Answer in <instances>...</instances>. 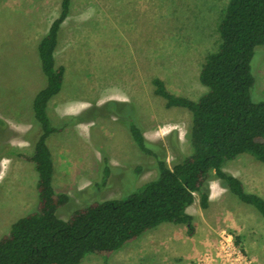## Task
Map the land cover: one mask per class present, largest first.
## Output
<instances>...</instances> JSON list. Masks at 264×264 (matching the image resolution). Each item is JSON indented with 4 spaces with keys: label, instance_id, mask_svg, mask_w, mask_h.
I'll return each mask as SVG.
<instances>
[{
    "label": "rangeland",
    "instance_id": "1",
    "mask_svg": "<svg viewBox=\"0 0 264 264\" xmlns=\"http://www.w3.org/2000/svg\"><path fill=\"white\" fill-rule=\"evenodd\" d=\"M227 2L71 0L55 54L57 63L66 68L64 85L47 108L52 125L63 128L48 139L55 189L71 196L57 211L61 218L87 201L122 197L155 177V159L138 148L128 128L130 121L149 142L164 148L162 156L170 166L191 152L190 111L167 107L154 94L152 79L161 78L169 91L193 100L205 92L199 71L207 53L217 47V24ZM60 10L61 0H0V237L37 202V171L17 153L33 151L39 125L32 97L45 83L37 46ZM252 71V100L260 101L264 45L256 48ZM254 162L253 156L242 154L225 162L223 169L242 172L248 188L264 193V180L258 177L255 183L251 177L253 171L262 172ZM105 163L110 166L106 176ZM136 166H142L138 174ZM210 183L212 206L204 210L196 193L188 208L194 215L192 231L187 225L162 223L169 225L148 230L107 257L89 254L81 264H229L211 259L235 255L234 248L219 247L222 235L228 234L247 237L246 252L239 259L232 257L233 264H264V219L228 189H221L214 173ZM198 220L200 226L215 229V243L205 246L192 263L189 256L196 247L185 244L180 234L198 237ZM218 222L221 226L215 227Z\"/></svg>",
    "mask_w": 264,
    "mask_h": 264
},
{
    "label": "trees",
    "instance_id": "2",
    "mask_svg": "<svg viewBox=\"0 0 264 264\" xmlns=\"http://www.w3.org/2000/svg\"><path fill=\"white\" fill-rule=\"evenodd\" d=\"M70 11L71 0H61L60 13L37 46L45 78L44 86L32 97L33 116L39 126L34 130L33 151L17 154L34 164L38 197L34 208L0 237V264H81L89 254L109 256L162 223L186 224L192 231L187 208L196 193L201 207L208 208V181L213 173L264 219V199L247 191L238 177L223 169L225 162L241 154L264 163V98L252 100V59L256 48L264 45V0H228L217 24V47L207 53L199 71V80L206 87L200 97L193 100L175 94L161 78L152 79L154 94L163 98L167 107L190 111L187 137L191 152L170 166L162 156L164 148L149 142L142 129L130 121L128 128L138 148L155 159V177L128 189L122 197L87 201L63 219L57 211L71 196L54 187V162L48 145L50 135L62 127L52 125L47 108L64 85L66 68L57 63L55 54ZM141 170L142 166H136L134 172ZM102 171L106 176L110 166L105 163ZM234 239L245 253L241 238L234 235Z\"/></svg>",
    "mask_w": 264,
    "mask_h": 264
},
{
    "label": "crops",
    "instance_id": "3",
    "mask_svg": "<svg viewBox=\"0 0 264 264\" xmlns=\"http://www.w3.org/2000/svg\"><path fill=\"white\" fill-rule=\"evenodd\" d=\"M63 129V128H62ZM61 131V130H60ZM49 146H50V144H49ZM50 150H52L51 149V147H50ZM242 155V154H241ZM240 156V155H239ZM238 156V157H239ZM53 157V156H52ZM237 157V158H238ZM236 159V158H235ZM235 159H233V160H235ZM67 160V156H65L64 158H63V161H66ZM233 160H229V161H233ZM254 160H255V165L259 168V170L260 171H262L260 174H257L256 173V171H253L252 172V174H251V177H253L255 180H254V182L256 183V179L258 178V177H260V182H263V180H264V163H262L261 161H259V160H257L256 158H254ZM54 162V161H53ZM260 165V166H259ZM229 173H231V174H233V175H235L236 177H238L242 182H243V184H244V186H245V189L247 190V191H249V192H252V193H256V194H258V195H260L263 199H264V193H262L261 191H260V189H256V188H248L247 187V181H246V176H245V174H243L242 172H238V173H235L234 171H229ZM55 177H56V172H55V162H54V176H53V178H54V180H55ZM211 178V177H210ZM53 180V181H54ZM248 181H249V179H247ZM218 182L220 183V188L221 189H228L227 187H225L223 184H222V182H221V180L220 179H218ZM54 185H55V182H54ZM55 187V186H54ZM208 187H209V206H208V208L207 209H209L210 208V206H212V203H213V201H214V189H213V186H212V184L210 183V179H209V181H208ZM220 189V190H221ZM195 196H196V194H195ZM222 197V196H221ZM200 198V197H199ZM189 208V207H188ZM188 208H187V212L192 216V220H193V217H194V215H192L190 212H189V210H188ZM253 208V207H252ZM204 209V208H203ZM207 209H204V210H207ZM255 209V208H254ZM199 221V220H198ZM192 223H193V221H192ZM170 224H174V225H186V224H182V223H177V224H175V223H170ZM200 221H199V226H200ZM220 224V222H218V223H216V224H214V226L215 227H220L221 225H219ZM162 225H169V224H162ZM159 226V225H158ZM209 229H212L210 226H209V228L207 227V226H204V225H201L200 227H199V229L198 230H200L201 231V233H199L198 234V237L196 236H194V235H192V236H189V235H187L186 233H181L180 234V236H182V241L183 242H185V244H189V243H191L190 245L191 246H195L196 247V251L194 252L193 250H192V256H189V261L190 262H192V263H195L196 262V260H197V258H198V256H199V254L201 253V252H203V250L206 248L205 246H208V247H210L212 244H214L215 243V232H214V230H213V232H212V230L210 231ZM185 230L187 231L188 229L187 228H185ZM207 230H208V232H207ZM147 232V231H146ZM234 232L236 233V234H240V233H238L237 231H235L234 230ZM212 233H213V235H212ZM241 235V236H240ZM240 235H237V236H239L240 238H241V240L242 241H244V239H245V243H247V237H243V235L242 234H240ZM202 238L204 239V240H202ZM204 242V243H203ZM123 247V246H122ZM185 248H186V245H185ZM120 249V248H119ZM186 251V250H185ZM187 251H190V250H187ZM185 253H187V252H185ZM188 256H186V258H187Z\"/></svg>",
    "mask_w": 264,
    "mask_h": 264
},
{
    "label": "built area",
    "instance_id": "4",
    "mask_svg": "<svg viewBox=\"0 0 264 264\" xmlns=\"http://www.w3.org/2000/svg\"><path fill=\"white\" fill-rule=\"evenodd\" d=\"M220 248H226V250H229L231 248H234V252H235V255H232L230 253L228 254H225V255H218V256H215L216 258H211L212 261L214 259H221L223 260V263H225L226 261L229 263V264H233L235 262H233V260L231 259L232 257H235L236 259L240 258L244 253H242V251L236 247L235 245V239L232 238V236L230 234H228L226 237L224 235H222V238H221V244L219 245ZM206 260H204V257L202 259V262L204 263Z\"/></svg>",
    "mask_w": 264,
    "mask_h": 264
}]
</instances>
